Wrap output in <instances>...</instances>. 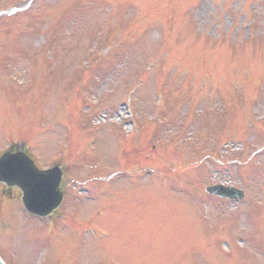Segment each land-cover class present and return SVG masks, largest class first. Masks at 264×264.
<instances>
[{"label":"rangeland","instance_id":"rangeland-1","mask_svg":"<svg viewBox=\"0 0 264 264\" xmlns=\"http://www.w3.org/2000/svg\"><path fill=\"white\" fill-rule=\"evenodd\" d=\"M11 9L0 149L61 165L65 199L39 219L0 194L7 264H264V0H0Z\"/></svg>","mask_w":264,"mask_h":264},{"label":"water","instance_id":"water-1","mask_svg":"<svg viewBox=\"0 0 264 264\" xmlns=\"http://www.w3.org/2000/svg\"><path fill=\"white\" fill-rule=\"evenodd\" d=\"M22 158L23 156L13 157L5 155L0 162V180H11V182L18 184L25 191L26 199L32 206L37 204V202L35 203L33 201L34 198H32L34 192L39 190V192L42 191L43 194H48L49 196L47 195L46 202L43 196L38 205L39 208L33 209L34 212L40 215H47L55 209L62 200V196L59 194L58 189L61 180V172L58 169L49 173L39 172L29 161H25L28 165L27 167L23 164H19L18 161L23 160ZM208 191L231 198H237L239 196L237 191L221 189L219 187L208 189ZM0 264H3L1 260Z\"/></svg>","mask_w":264,"mask_h":264}]
</instances>
